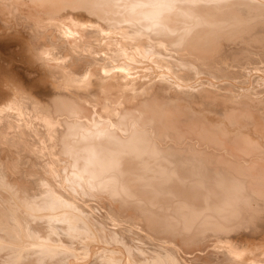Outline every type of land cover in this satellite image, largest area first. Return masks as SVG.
Segmentation results:
<instances>
[{
	"label": "bare ground",
	"instance_id": "bare-ground-1",
	"mask_svg": "<svg viewBox=\"0 0 264 264\" xmlns=\"http://www.w3.org/2000/svg\"><path fill=\"white\" fill-rule=\"evenodd\" d=\"M22 26L29 29L27 37L19 33ZM231 37L264 43V0H0V42L18 41L8 52L22 50L38 68L27 82L9 67L12 62L0 71V79L10 86L6 92L12 91L0 104V141L41 156L10 123L14 109L30 116L33 110L51 143L58 144L63 160L57 157L56 163L64 161L59 187L46 177L53 174L49 162H37V154L35 169L23 170L26 154L21 166L12 152L0 150V264L63 262L89 252L97 237L99 242L117 240L111 248L94 249L103 252L105 264L186 263L174 252L175 243L152 249L155 244L148 251L140 242L137 246L150 253L138 247L144 255L134 252L132 233H127L129 244L123 241L125 225L105 231L107 215L95 214V203V213L85 211L90 203L74 200L71 191L92 200L106 196L109 218L120 220L124 209L137 211L149 227L143 225L144 230L154 231L151 235L172 231L181 248L196 245L198 252L207 232L219 236L241 226L253 227V235L264 232V73L253 65L264 61V44L260 48L256 43L254 49ZM228 39L234 43L226 46ZM169 48L174 56L166 57L163 51ZM199 73L219 80L217 88L208 85V78L206 85L193 81ZM236 76L243 78L239 94L231 91L235 82L226 81ZM210 111L219 115L213 118ZM57 114L64 116L58 119ZM130 211L125 212L127 220ZM79 237L93 238V244ZM74 238L85 243L79 245L83 251H77ZM119 243L124 251L114 248ZM189 249L183 250L195 251ZM122 251L125 259L118 254ZM93 253L92 258L98 257Z\"/></svg>",
	"mask_w": 264,
	"mask_h": 264
},
{
	"label": "rangeland",
	"instance_id": "rangeland-1",
	"mask_svg": "<svg viewBox=\"0 0 264 264\" xmlns=\"http://www.w3.org/2000/svg\"><path fill=\"white\" fill-rule=\"evenodd\" d=\"M24 26V25H23ZM22 26V28H20V34L21 35H23V37H27V34H28V32H29V29L28 28H26V29H24V27L26 26H24L23 27ZM22 31V32H21ZM23 33V34H22ZM235 38H238L237 36H234ZM232 38V40H234V38L233 37H231ZM241 38H239L238 40H234V42L236 43V42H239V40H240ZM246 39V38H245ZM229 40V39H228ZM231 39L229 40V41H226L225 40V45L227 46H229V43H227V42H231V44L230 45H232L234 42L232 41ZM242 41H243V39H241ZM240 40V43L243 45L245 42H246V40H245V42H242ZM16 42V43H15ZM233 42V43H232ZM252 42V43H251ZM249 44L247 43V46H249L250 48H254V47H258L257 45H256V43H258L259 44V47H260V45L262 44V43H259V42H253V41H251ZM245 43V44H246ZM6 44V45H5ZM9 44V45H8ZM12 44V45H11ZM19 45V43H18V41H14V43L13 42H5V41H2V42H0V50H1V52H2V54H3V56H4V58H0L1 60H2V62H1V60H0V71L2 70V71H4V67H5V69H7V67H8V65H9V67H12L13 69H15L14 70V72H16L17 70V73H19V76H20V78H23L22 80H24V81H26L27 82V78H29L32 74H34V72L35 71H37L38 70V68L37 67H35V66H33L32 65V63L30 64V62L29 61H27V59L24 57L25 56V52H23L22 50H13L12 52H8V51H11V50H9L10 48H12V49H15V45ZM239 43H237L236 45L234 44L233 46H237ZM264 44V43H263ZM262 44V45H263ZM240 45V44H239ZM248 47V48H249ZM264 47V46H263ZM9 48V49H8ZM260 48H262V46L260 47ZM259 48V49H260ZM255 49V48H254ZM258 48H257V51L259 50ZM165 50H166V52L168 53H166L165 52ZM171 52H173V50L172 49H164V54L166 55V57H168V56H170V55H172V56H174V52L173 53H171ZM261 50V49H260ZM262 51V50H261ZM20 52V53H19ZM169 52L171 53V54H169ZM7 53H9V54H7ZM11 53V54H10ZM17 53V54H16ZM7 54V55H6ZM13 54V55H12ZM20 54V55H19ZM6 55V56H5ZM10 55V56H9ZM23 55V56H22ZM2 56V57H3ZM11 56H15L17 59H10V57ZM256 55H254V57H255ZM1 57V56H0ZM232 57V56H231ZM230 57H228V59H227V61L228 60H230L229 59ZM7 59H9V60H7ZM18 59H20V60H24L25 62H22V61H20V60H18ZM232 59V58H231ZM5 60V61H4ZM16 60H18L17 62H16ZM108 60V59H107ZM4 61V62H3ZM230 61H232V60H230ZM229 61V62H230ZM8 62H12V63H8ZM27 63V64H25V66L22 64V63ZM143 62V61H142ZM145 62V61H144ZM257 62V63H256ZM255 63H253V65H259V66H257V67H259L257 70L260 72V74L261 73H264V61H256ZM7 63H8V65H7ZM13 63H14V65H13ZM17 63V64H16ZM260 63H261V65H262V67H263V69H262V71H261V68L262 67H260ZM1 64H2V66H1ZM4 64V65H3ZM21 64V65H20ZM14 67H13V66ZM27 65V66H26ZM147 65V64H146ZM216 65H218V64H216ZM30 66V67H29ZM3 67V68H2ZM232 67V66H231ZM11 68V69H12ZM31 68V69H30ZM236 67H232V69H235ZM13 69H12V71H13ZM25 70L26 71H29V75H27L26 76V74H25ZM39 72V71H38ZM128 72V71H127ZM126 72V73H127ZM1 74V73H0ZM22 74V75H21ZM205 73H203L202 75H201V73H199V74H196V77H198L199 75H200V77H202L203 78V76H205L204 75ZM128 75H136V76H141V74H138V73H129ZM198 75V76H197ZM1 76H2V74H1ZM200 77H198V78H193V81L194 80H199V79H201V80H203V81H207V79L206 78H208V75H206V77H204L205 79H202V78H200ZM237 77V76H236ZM213 77L212 76H210L209 78H208V85H210L211 86V84L213 85V86H215V87H213V88H217V86H216V84L217 83H220V81L219 80H215L214 78L212 79ZM238 78V79H237ZM237 78H235V80H234V78H232V79H230L229 80V78L227 79L226 78V81H230L231 83H233V82H235V84L233 83L232 84V86L233 85H236V88H235V86H234V88L232 87V89H231V91L232 92H235V91H233L234 89L235 90H241V88H240V86L241 85H243V82H241V80L243 79L242 77H237ZM240 78H241V80H240ZM215 80V82H214V84H213V82H212V80ZM219 79V78H218ZM1 80V79H0ZM220 80H224L225 81V79H220ZM232 80V81H231ZM238 80V81H237ZM2 81V80H1ZM0 81V82H1ZM206 81L205 82H203L205 85H206ZM219 81V82H218ZM236 81L239 83V85H238V83L236 84ZM37 82V81H36ZM212 82V83H211ZM252 82L254 83V81L252 80ZM39 83H41V82H39ZM242 83V84H241ZM5 84V85H4ZM38 84V83H37ZM4 86V87H3ZM35 86V85H34ZM40 86V85H39ZM33 87V86H32ZM36 87H38V86H35L34 88L36 89ZM7 88H9L10 89V86L9 85H7L6 83H4V81H2L1 82V88H0V104L1 103H4V102H6L7 100H8V97L10 98V96H11V94L10 93H12V91L10 92V93H8V92H6V89ZM238 88V89H237ZM31 89H33V88H31ZM216 90V89H215ZM3 91H4V93H3ZM37 91H39V89H36V90H32V92L33 93H36ZM223 91V90H222ZM237 91L235 92V93H237ZM238 91V94L241 92H239ZM5 92H6V94H7V96H6V94H5ZM3 93V94H2ZM4 95L6 96V97H4ZM5 99H4V98ZM3 98V99H2ZM2 101V102H1ZM31 111V110H30ZM263 111V110H262ZM211 112V114H209L211 117H213V116H217V115H219L218 113L219 112H215V111H210ZM209 112V113H210ZM10 117L11 118H13V120H14V122H10L11 124H12V126L13 127H15V128H18V129H20V130H22V132H24L30 139H31V141H32V143H34L33 144V146L34 147H37V148H39L40 149V153H41V156H40V154L38 155V152H32V153H30V152H27V151H24V150H20L19 148H17V147H15L14 145H11V144H9V143H6V142H3V141H0V150L1 149H5V150H2L1 152H3V154H7L6 152H12L11 154L13 155V156H15V157H17V159H18V163L20 164L21 162H19L20 160H22L21 158H23V155L24 154H26V155H24V158H23V162H24V160L25 159H29V160H32V161H30V162H32L33 163V167H30L29 166V160H28V162H27V160H25L27 163H28V165H25V164H27V163H25L24 162V165H23V162H22V165L24 166L23 168H21V169H23V170H26V168L27 169H29V170H31V169H35L34 168V159H35V154H37L38 156H40V157H38L37 155H36V157H38V158H36L35 159V161H37V162H40L41 164H44V163H48L49 164V167L51 168V170L53 171V174H51V173H46L45 175H46V177H48V179L50 180V182H54L56 185H58L59 187H60V177H59V175H62V173L63 172H61L62 171V169H60L61 168V166H62V164H63V162L64 161H60V163H56V160H57V157L58 158H62L63 156L62 155H59V150H58V144H57V142L56 143H51V142H53V138H51V136L49 135V133H48V131H47V129H46V127H44V125H43V123L41 122V119H40V117L38 116V115H35V111L33 112V110L31 111V116L29 115V114H27V113H20L19 111H18V109H14L10 114ZM25 115V116H24ZM33 116H34V118H33ZM63 114H57V118L58 119H61V118H63ZM28 117V118H27ZM214 118V117H213ZM33 119V120H32ZM30 120V121H29ZM34 121V122H33ZM55 122H62V120H60V121H55ZM58 124V123H57ZM56 125V124H55ZM58 126H59V124H58ZM54 142H55V140H54ZM57 144V145H56ZM35 145H37V146H35ZM54 145V146H53ZM38 146H41V147H38ZM43 147V148H42ZM57 147V149H55ZM11 149L13 150V151H11ZM17 149H19V150H17ZM42 149H43V151H42ZM7 150V151H6ZM10 150V151H9ZM17 150V151H16ZM58 150V151H57ZM55 151H57V152H55ZM22 154V155H21ZM56 154V155H55ZM33 155V156H32ZM32 156V157H31ZM61 156V157H60ZM28 157V158H27ZM40 158H41V160H40ZM43 158V159H42ZM45 160V162H43ZM62 160H63V158H62ZM47 161V162H46ZM50 161H53V163L52 162H50ZM59 161V160H58ZM52 164V166H50ZM56 165L57 166V168H56V166H54V165ZM21 165V164H20ZM21 165V166H22ZM25 166H26V168H25ZM37 169V168H36ZM58 170V171H57ZM59 171H60V173H59ZM59 174H58V173ZM42 174H43V172H42ZM44 176V175H43ZM52 176V178H50ZM55 177V178H54ZM55 179V180H54ZM59 180V181H58ZM63 187V186H62ZM65 187V186H64ZM64 187L62 188V190L65 192L66 191V193H67V189H68V191L70 192L71 190L68 188V187H65V189H64ZM2 189V192L3 193H5L4 191H5V189H3V188H1ZM1 191V190H0ZM72 193V194H71ZM71 193H69V194H71L72 196H73V198H74V200L76 199V201L77 200H79L78 202H80V200H81V198H82V200H81V202L80 203H90L89 205V207L87 206V208L85 207L86 205H84V210L85 211H87V212H89L90 210L89 209H91V210H93L94 211V213L97 211V209H98V211L95 213V214H97L98 216L100 215V217H102V216H104L105 214L107 215V217H108V219H107V217L105 218H103V220H105V221H107V222H105L104 223V227H106L105 228V231H107V228H109V229H112V230H116L115 228H117V229H120V228H122V230H123V227H125L126 226V229L124 228V232H126V234L124 233V238H123V241L124 240H126L125 242L127 243V244H129L130 243V240H132V239H134V240H132V241H134V242H132L131 241V246H134L135 245V243H137L136 245H135V247H133V251L134 252H140V254H142V255H144V254H147L148 255V253H150V252H148L147 253V251H145V249L146 250H150V247H152L153 245H155V247H152V249H156V247L157 248H159V246L161 247L162 246V248L163 247H165L166 245H177V246H175L176 248L174 249V252H176V254H178L177 255V257H178V259L179 260H182L181 262H183V263H185V264H197V262H198V264H200V263H202V264H250V260H252V262H253V264H263L264 262V255H262V254H264V232H262V233H257V232H254L255 234H257V235H253V231L251 232V230H254V228L252 227V229L248 226H241L240 228L238 227V229L237 228H234V230H233V232L231 231V233H233L232 235H231V233L229 232V231H224V232H229V233H226L225 235L223 234L224 232H221V234L222 235H224V237L222 236V235H219V236H217V234H214L215 236H213V235H211L209 232H207L208 234H206V236H205V242L204 243H202V244H204V245H202L201 244V247H202V249L203 250H201V251H196V248L198 247H196L195 248V246L196 245H194V247H192L193 245H191V247H190V249L191 248H195L194 250V252H192V254L191 253H187L186 254V251H184V250H186V249H189V248H187L186 246H184L185 248H181L179 245H183V244H181L180 243V237H178V236H176L175 235V233H173V235L171 234L172 233V231L171 232H169V230H168V232H169V235H168V233H167V231L165 230V232H164V230H163V232H161V234L163 235H161V237H158V236H160V235H151L154 231L153 230H148V229H145L144 230V228H146L147 226L145 225L146 224V222L145 223H143V220L145 219H143V216H141V215H139L138 214V212L137 211H135L134 212V210L131 212L130 210V208H128V209H130V210H128V211H130L131 213H129V214H131V216H132V218L131 219H129V220H127L128 218H126L125 216H127L128 214V211H127V209L125 210L124 209V211H121L122 213H120L121 215H123V217L120 215V220H114V219H111V218H109V214H108V211H107V205H106V201L108 200L107 198H106V196H104V197H102V198H105V199H103L104 200V202L103 203H101L103 200L101 199V200H98V198L95 196V198L97 199H93L92 200V197H91V195H88L89 197H87L85 194L83 195V194H80V193H76V192H73V191H71ZM77 195H76V194ZM75 196H74V195ZM86 196V197H85ZM86 198H88V199H90V200H86L85 201V199ZM94 198V197H93ZM101 197H99V199H100ZM83 199H84V201H83ZM101 201V202H100ZM95 203V204H94ZM99 203H101L100 205H98ZM93 204H94V206L97 208L98 206V208L97 209H95V207L93 206ZM105 204V206H106V208L104 207V206H102V205H104ZM91 205L93 206V207H91ZM95 209V210H94ZM104 210H106V211H104ZM120 210H122V209H120ZM99 212H101L100 214H99ZM123 212H124V214H123ZM125 212H127V213H125ZM134 212V213H133ZM104 214V215H103ZM126 214V215H125ZM138 214V215H137ZM136 216V217H135ZM126 218V220H125V218ZM135 217V218H134ZM122 218H124V219H122ZM110 219V220H109ZM119 219V218H118ZM142 221H141V220ZM130 220H132V221H134V222H129ZM109 221V222H108ZM114 221H118V222H120V223H116V222H114ZM125 223H124V222ZM139 221V222H138ZM141 221V222H140ZM113 224H111V223ZM126 222H129V224L128 223H126ZM110 223V224H109ZM114 223H115V225H114ZM123 224V225H125V226H123V225H121V226H123V227H121V226H119L120 224ZM134 225V226H132V224ZM143 223V224H142ZM119 224V225H118ZM139 224H141V226L139 225ZM110 225V226H109ZM113 227H112V226ZM118 225V226H117ZM127 225H130V226H127ZM138 225V226H137ZM143 225H144V228H143ZM139 227V228H137V227ZM146 226V227H145ZM120 227V228H119ZM128 227V228H127ZM131 229H130V228ZM132 227H133V230H132ZM142 227V228H141ZM243 227H245L244 229L245 230H243ZM147 228H149V227H147ZM246 228H248V230H249V232L248 231H246L247 229ZM250 228V229H249ZM127 229L129 230V231H127ZM136 229V230H135ZM140 229V230H139ZM236 229L237 230H239V231H237L236 232ZM126 230V231H125ZM134 230H135V233H133L134 232ZM139 230V232H137ZM242 230V231H241ZM108 231H110V230H108ZM143 231V232H142ZM137 232V233H136ZM146 232V233H145ZM211 232V231H210ZM213 232V231H212ZM235 232V233H234ZM244 232V233H243ZM246 232V233H245ZM127 233L129 234V233H132L131 234V237H132V239H130L131 237L130 236H128L127 235ZM139 233V234H138ZM142 233H144V238H142L143 236H141V235H143ZM149 233V234H148ZM157 233V232H156ZM155 233V234H156ZM165 233H167V235L165 234ZM213 233H215V232H213ZM216 233H220V232H216ZM240 233V234H239ZM243 233V234H242ZM250 233V234H249ZM108 234V233H107ZM133 234H134V236H133ZM159 234H160V232H159ZM164 234H165V236H164ZM239 234V238H237L238 235ZM244 234H246V235H244ZM120 235H122V233L120 234ZM120 235H119V237H120ZM130 235V234H129ZM138 235H140L141 236V240L139 239L140 238V236H139V238H138ZM147 235H148V237H150V239L147 237ZM149 235H151V236H149ZM174 237L173 239H177V241L175 242V240H173L172 239V236ZM175 235V236H174ZM234 236L235 237V235H236V238L235 239H232L231 238V236ZM244 235V236H243ZM248 235H250V236H248ZM255 237H253V236ZM212 236H213V238H212ZM226 236H228V237H226ZM126 237H128V238H126ZM138 239H137V238ZM153 237V238H152ZM170 237H171V239L174 241L173 242V244H172V240L170 239ZM176 237V238H175ZM99 238V239H98ZM159 238V239H158ZM163 238H164V240H163ZM167 238H169V240L167 239ZM212 240H211V239ZM77 239L78 238H76V240H75V238H74V241H76L75 243H74V241H73V243H74V246L76 247V249H77V251L78 252H80V251H83V245H85V243H80V242H77ZM79 239H80V241H81V237H79ZM78 239V240H79ZM102 239H104V238H102ZM136 239H137V241L138 240H140V241H138V242H136ZM152 239L154 240V241H152ZM160 239H162V242H161V240ZM82 240H84V241H86V239H82ZM94 240H96L95 241V243H94V245H92L93 243V238H92V242L91 241H86V242H90L89 244L90 245H92V246H90V251L92 250L93 252H95L94 251V249L97 251V249L99 248V250H103V247H112V246H114L115 245V243H117V240L115 241V239H113V242H112V239L110 240L111 242H112V245H111V242H108L107 241V238L105 239L106 241L105 242H99V241H101V239H100V237H97V238H94ZM99 240V241H98ZM129 240V241H128ZM145 241V243L146 242H148L146 245L145 244H143L144 243V241ZM148 240V241H147ZM159 240H160V243H158L159 242ZM150 241H152V242H150ZM166 241V242H165ZM170 241V242H169ZM179 241V245H178V242ZM83 242V241H82ZM100 243L99 245L97 244V243ZM106 242H108V243H110V244H108V243H106ZM118 242H119V240H118ZM129 242V243H128ZM140 242H141V244L143 245V247L144 246H146V247H144L145 249H143V247H141V246H137L138 245V243H139V245H140ZM157 242V243H156ZM208 242H210V243H208ZM212 242V243H211ZM104 243V244H103ZM106 243V244H105ZM120 243H121V241H120ZM116 244V246L114 247V248H117L118 246H120L121 244ZM134 243V245H132ZM149 243H151L152 245H149ZM163 243V244H162ZM165 243V244H164ZM170 243V244H169ZM175 243V244H174ZM215 243V244H214ZM78 244V245H77ZM81 244V245H80ZM108 244V245H107ZM114 244V245H113ZM158 244V245H157ZM210 244H211V246H210ZM213 244V245H212ZM79 245L80 246H82V247H79ZM97 245V246H96ZM110 245V246H109ZM124 245V244H123ZM123 245H121L122 246V248H123ZM206 245H208V247L206 246ZM217 246V250H216V247H214V248H211V247H213V246ZM96 246L97 248H94V247ZM99 246H102V248L100 249V247ZM121 246H120V248L119 249H122L121 248ZM205 246V247H204ZM77 247H79V248H77ZM136 247H138V248H142L143 250L142 251H144V254L143 253H141V251H136L138 248H136ZM178 247V248H177ZM183 247V246H182ZM199 247H200V245H199ZM200 247V248H201ZM91 248H93V249H91ZM136 248V249H135ZM161 248V249H162ZM181 248V249H180ZM206 248H207V250H206ZM209 248V249H208ZM260 248H261V251H260ZM81 249V250H80ZM88 249H89V247H88ZM88 249H86V250H88ZM151 249V251H153ZM184 249V250H183ZM189 249V250H190ZM212 249V250H211ZM215 249V250H214ZM85 250V251H86ZM98 250V252H102V251H99ZM123 250V249H122ZM176 250V251H175ZM178 250V251H177ZM192 250V249H191ZM198 250V249H197ZM205 250L207 251L206 253H205ZM219 250V252L220 253H218V252H216V251H218ZM263 250V251H262ZM2 251V250H1ZM0 251V252H1ZM89 251V252H90ZM91 251V254L88 252V251H86V253H88L87 255H86V253H82V252H80V254H78V256H77V254L76 255H71V258H70V255L68 256L69 258H67L65 261H67V262H65V261H59V262H57V261H54V260H52V261H54V262H52V261H50V264H55V263H60L61 264V262L62 263H65V264H97V262L99 261V260H101L102 261V259H103V257H102V255H103V252L101 253V255L97 252H95V253H93ZM124 251V250H123ZM119 252L118 254H119V256L121 257V256H123L122 258H124L125 259V253L124 252ZM183 251V252H182ZM209 251V252H208ZM185 252V253H184ZM196 252V253H195ZM198 252V253H197ZM3 253V252H2ZM92 253H93V255H97L98 257H94V258H92ZM200 253V254H199ZM205 253V254H204ZM209 253V254H208ZM211 253V254H210ZM214 253H216V254H218L215 258H211V256L214 254ZM256 253H257V257H256ZM260 253V254H259ZM81 254H83V256H82V258H80L81 257ZM125 256H124V255ZM190 254H191V256H190ZM194 254V255H193ZM199 256H198V255ZM203 254V255H202ZM141 255V256H142ZM187 255V256H186ZM209 255V256H208ZM211 255V256H210ZM223 255V257L224 258H222L221 256ZM225 255H227V256H225ZM80 256V257H79ZM87 256H89V258L87 257ZM100 256V257H99ZM182 256H184V257H182ZM185 256H186V260H185ZM194 256H196V257H194ZM206 256V257H205ZM209 257V259H208V257ZM220 256V257H219ZM230 257V259H229V257ZM181 257V258H180ZM195 259H194V258ZM225 257H226V259H225ZM91 258V259H90ZM99 258V259H98ZM100 258H102V259H100ZM190 258H191V260H190ZM205 258V259H204ZM217 258V259H216ZM206 259H208L207 261H205ZM217 260V261H215V260ZM228 259V260H227ZM78 260V261H77ZM214 260V261H213ZM103 261H104V259H103ZM100 262L101 264L103 263V264H105V262H107V261H104V262ZM188 261V262H187ZM190 261V262H189ZM196 261V262H195ZM255 261V262H254ZM194 262V263H193ZM200 262V263H199ZM206 262V263H205ZM209 262V263H208ZM249 262V263H248ZM251 262V263H252ZM262 262V263H261ZM99 263V262H98ZM99 263V264H100ZM109 263V262H108ZM108 263H106V264H108ZM163 264H165V263H163Z\"/></svg>",
	"mask_w": 264,
	"mask_h": 264
}]
</instances>
